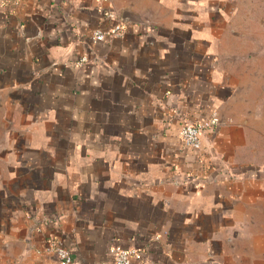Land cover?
Listing matches in <instances>:
<instances>
[{"label": "crops", "instance_id": "0c3cea01", "mask_svg": "<svg viewBox=\"0 0 264 264\" xmlns=\"http://www.w3.org/2000/svg\"><path fill=\"white\" fill-rule=\"evenodd\" d=\"M57 241L67 264H264V0H0V264Z\"/></svg>", "mask_w": 264, "mask_h": 264}, {"label": "built area", "instance_id": "2783aa9c", "mask_svg": "<svg viewBox=\"0 0 264 264\" xmlns=\"http://www.w3.org/2000/svg\"><path fill=\"white\" fill-rule=\"evenodd\" d=\"M121 24L118 22L107 30L95 28L91 32L93 40L103 39L106 35L116 34L120 31ZM217 116L212 113L207 119L202 121H188L181 119L178 127V138L183 146L199 151L201 148L200 131L207 127H213L217 123ZM53 250L59 258L54 264H67L69 262V253L67 248L59 241L48 247ZM107 253L114 264H129L132 258L138 255V250L131 246H123L119 243H111L107 247Z\"/></svg>", "mask_w": 264, "mask_h": 264}]
</instances>
